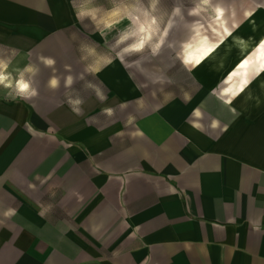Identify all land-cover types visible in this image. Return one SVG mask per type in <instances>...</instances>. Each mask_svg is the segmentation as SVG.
<instances>
[{"label": "crops", "instance_id": "0c3cea01", "mask_svg": "<svg viewBox=\"0 0 264 264\" xmlns=\"http://www.w3.org/2000/svg\"><path fill=\"white\" fill-rule=\"evenodd\" d=\"M235 1L239 27L254 14L264 30V0ZM59 9L0 0V49L16 45L22 68L26 53L61 62L35 76V96L0 97V264H264V118L232 120L215 138L201 94L193 106L132 100L120 57L88 70L74 45L60 50ZM67 90L69 104L44 105ZM109 108L117 116L99 125Z\"/></svg>", "mask_w": 264, "mask_h": 264}, {"label": "rangeland", "instance_id": "374dc122", "mask_svg": "<svg viewBox=\"0 0 264 264\" xmlns=\"http://www.w3.org/2000/svg\"><path fill=\"white\" fill-rule=\"evenodd\" d=\"M57 1L60 8L58 15L61 17L59 22L64 26L53 34V40L59 42L60 50H67L68 46L74 45L79 57V66L88 70L119 66L120 62L117 57H122L120 68L127 72L132 82L137 85V97L135 99L132 97V100L141 102L147 98L159 103L160 106L167 105L169 101L172 103L178 101L185 106H193L192 102L195 101L193 96L201 94V98H196L195 107L197 111L200 106L202 107L204 119L219 122L213 127L217 130L213 129L215 131L212 132L207 129V133L215 138L230 127L232 120L235 121L242 117L264 118V98L258 104V102L250 101L249 97L244 94H228L224 90L228 84L225 72L214 73L208 69L207 65H203L200 69L202 70L201 76H195L181 57L182 46L192 37L200 33L213 36L212 26L217 24L214 20L217 7L222 8L232 30L235 32L242 30L244 35H249L250 27H239L242 24L241 9L232 7V4H237L236 1L234 3L233 0ZM78 12H84L87 15L78 18ZM72 16L74 25L69 23ZM232 20L236 22L232 24ZM245 25L249 26L247 23ZM140 26H145L141 30V37H144L147 31V40L143 48L134 50L130 47L136 40ZM263 32V29H260L258 33L254 31V38L256 39ZM157 44L160 46L153 52ZM5 49H0V69H6L7 73H11L15 78L24 69L22 61L17 59L18 48L16 45H9L5 46ZM231 53L234 56L236 51L231 50ZM249 55L254 56V49H251ZM26 58L25 67L31 65L35 72L25 73V79L30 80L34 88L37 80L35 76L43 70L52 69L43 65V61H35V54L26 53ZM59 63H54L53 68H56ZM232 64L231 62L227 69L231 68ZM252 71L248 78L251 84L255 82V75ZM53 73L55 74V69ZM85 80L89 81V85H85L92 90L93 94L96 93L99 101L103 102L107 99V86L100 79L87 76ZM179 88H183V92H175ZM253 88L255 91L256 86ZM70 93L71 91L67 90L61 94L60 101H47L44 105L54 106V109L58 105L64 107L65 104H69L67 98L71 99ZM17 96L14 88L0 84L1 98L11 100ZM76 97H80V101L83 100L80 95ZM116 114L115 109L110 110L109 114L101 116L100 121L96 122L99 125L109 122L117 116ZM256 127L262 128L261 126ZM126 143L127 141L122 142V144Z\"/></svg>", "mask_w": 264, "mask_h": 264}, {"label": "bare ground", "instance_id": "6f19581e", "mask_svg": "<svg viewBox=\"0 0 264 264\" xmlns=\"http://www.w3.org/2000/svg\"><path fill=\"white\" fill-rule=\"evenodd\" d=\"M214 20L217 24L212 26L213 36L200 33L184 43L181 49L183 62L191 68L195 76L199 77L202 74L200 69L203 65H207L208 69L214 73L225 72V78L228 81L224 88L225 92L233 95L244 94L253 102L262 101L264 98V33L254 38L253 32H259L255 22H252L254 14L249 17L251 29L247 36L242 30L239 32L232 30L221 7H217ZM144 28L145 26L139 27L136 40L130 48L138 50L134 45L148 35L146 31L145 36L141 37V30ZM251 49H254L253 57L249 55ZM231 50L236 51L234 56ZM231 62L232 67L227 69ZM252 65H254L253 68ZM251 70L255 75L253 84L248 80ZM253 86H256L255 91Z\"/></svg>", "mask_w": 264, "mask_h": 264}, {"label": "clouds", "instance_id": "9594fccd", "mask_svg": "<svg viewBox=\"0 0 264 264\" xmlns=\"http://www.w3.org/2000/svg\"><path fill=\"white\" fill-rule=\"evenodd\" d=\"M87 15V13L84 12H78L77 16L78 18H81L82 16ZM145 40H147V37L140 40L138 44H135V48H143L145 44ZM159 44L156 45V47L153 49V52H155L159 48ZM91 51V50H90ZM44 63L46 66H52L55 61L51 58H48L44 60ZM35 69L33 66L28 65L26 66L22 71H20L15 78L12 77L11 73H7L6 69H0V84H3L5 87L8 88H14L15 94L19 95L21 97H31L35 96L37 94V90L31 86V81L28 79H25V73H34ZM66 83L71 84L72 79L69 77L66 81ZM58 84V81L56 79H52L49 81L50 87H56ZM81 101L76 100L73 101L75 104H79ZM254 230L259 231V225L254 223L253 225Z\"/></svg>", "mask_w": 264, "mask_h": 264}, {"label": "flooded vegetation", "instance_id": "af4514ba", "mask_svg": "<svg viewBox=\"0 0 264 264\" xmlns=\"http://www.w3.org/2000/svg\"><path fill=\"white\" fill-rule=\"evenodd\" d=\"M201 82H203V81H201ZM207 85V84H206Z\"/></svg>", "mask_w": 264, "mask_h": 264}]
</instances>
